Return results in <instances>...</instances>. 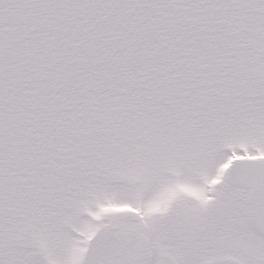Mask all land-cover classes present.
Instances as JSON below:
<instances>
[{"label": "snow or ice", "instance_id": "6c2138e0", "mask_svg": "<svg viewBox=\"0 0 264 264\" xmlns=\"http://www.w3.org/2000/svg\"><path fill=\"white\" fill-rule=\"evenodd\" d=\"M0 264H264V0H0Z\"/></svg>", "mask_w": 264, "mask_h": 264}]
</instances>
